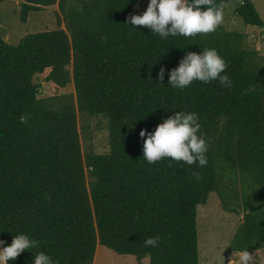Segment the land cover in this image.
I'll list each match as a JSON object with an SVG mask.
<instances>
[{
  "label": "trees",
  "instance_id": "trees-1",
  "mask_svg": "<svg viewBox=\"0 0 264 264\" xmlns=\"http://www.w3.org/2000/svg\"><path fill=\"white\" fill-rule=\"evenodd\" d=\"M17 1L21 23L58 2L66 30L29 33L17 45L0 40L1 249L19 234L39 241L9 264H34L38 252L57 264H92L97 244L138 263L198 264L196 208L212 192L223 211L242 214L230 251H264V56L244 47L245 35L220 25L162 39L127 23L137 0ZM234 14L263 27L250 0ZM204 48L226 61L232 87L172 88L170 72ZM70 63L78 111L107 122V153L82 156L70 95L38 97L33 76L59 90ZM178 111L198 114L207 166L142 160L140 132L154 133ZM157 235L156 247L143 246Z\"/></svg>",
  "mask_w": 264,
  "mask_h": 264
},
{
  "label": "clouds",
  "instance_id": "clouds-1",
  "mask_svg": "<svg viewBox=\"0 0 264 264\" xmlns=\"http://www.w3.org/2000/svg\"><path fill=\"white\" fill-rule=\"evenodd\" d=\"M203 6L206 10H201ZM224 0L219 4L216 0H150L147 10L142 15H133L127 23L133 29L135 26H143L162 39L172 37L194 38L197 35L214 33L223 23ZM106 42V37H101ZM228 68L226 61L214 48H204L200 54L189 52L179 62V66L173 69L169 76V85L174 89L183 90L195 81L211 83L218 80L226 87H232L229 76L222 75ZM165 70L160 69L158 80L162 83ZM195 112L186 113L178 111L175 115L164 119L157 125L154 133L140 132L144 138L143 158L149 165L156 164L170 158L169 167L172 163H185L189 166L198 164L199 167L207 166L206 153L208 145L205 138L200 134L201 125ZM196 180L202 179L197 171L192 172ZM161 240L159 235L149 237L143 241L144 247H156ZM4 241H0L3 245ZM39 247V241L31 239L26 234L15 235L9 246L0 250V264H9L16 260L26 250ZM254 256L242 250L238 254L239 264H253ZM237 260L230 258L228 264H238ZM34 264H57L51 256L44 252L34 255Z\"/></svg>",
  "mask_w": 264,
  "mask_h": 264
},
{
  "label": "rangeland",
  "instance_id": "rangeland-1",
  "mask_svg": "<svg viewBox=\"0 0 264 264\" xmlns=\"http://www.w3.org/2000/svg\"><path fill=\"white\" fill-rule=\"evenodd\" d=\"M239 0H232L224 8V18L221 26L225 30L243 33L245 35L244 47L257 50L264 56V0H250L257 10L263 27L245 25L234 14V8ZM150 0H137L133 7L135 15H142ZM19 5L17 0L0 1V40L17 45L20 39L29 33L45 30L65 28L62 12L59 11L58 2L39 12H31L26 23L19 20ZM70 79L68 84L54 90L49 83L43 82L39 75L33 76V82L39 85V98L54 95H70L76 109V127L82 156L89 150L95 154H104L109 150L107 122L102 117H88L80 113L76 105V94L72 79L71 63L67 66ZM86 183L89 177L85 169ZM242 222V214L223 211L216 193L209 194L205 205L196 208V223L198 236V264H228L232 258L238 262V254L230 251L229 245L233 235ZM254 256L253 264H264V251L249 252ZM92 264H149L148 259L138 263L133 256L117 255L113 251L97 244ZM239 264V262H238Z\"/></svg>",
  "mask_w": 264,
  "mask_h": 264
},
{
  "label": "crops",
  "instance_id": "crops-1",
  "mask_svg": "<svg viewBox=\"0 0 264 264\" xmlns=\"http://www.w3.org/2000/svg\"><path fill=\"white\" fill-rule=\"evenodd\" d=\"M255 27H256V26H255ZM258 28H260V27H258ZM257 50H259V49H257ZM0 250H2V249H1V245H0Z\"/></svg>",
  "mask_w": 264,
  "mask_h": 264
}]
</instances>
